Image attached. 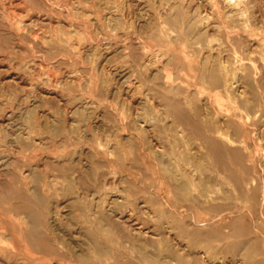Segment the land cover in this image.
<instances>
[{
	"label": "bare ground",
	"instance_id": "1",
	"mask_svg": "<svg viewBox=\"0 0 264 264\" xmlns=\"http://www.w3.org/2000/svg\"><path fill=\"white\" fill-rule=\"evenodd\" d=\"M96 1L100 11L87 12L94 15L95 22L103 21L111 26V22L127 17L126 0ZM175 1L162 3L159 15L163 19V27L159 33L156 34L155 30V34L148 36L158 38L162 43H183L181 52L172 45V56L164 49L147 50L143 42H132L129 46L124 45L128 52L125 54L126 61L123 60L121 66H114L113 71L104 73L102 87L110 91L116 84L117 89L125 95L123 103L119 104L121 112H118L109 131H104L105 135L101 134V126L93 128L76 116L90 114L94 100L88 98L71 109L64 107L61 113L40 109L41 106L30 104L25 98L26 101L20 104L26 116L21 131L14 132L12 123L0 122V136L8 140L7 144L20 155L28 150L33 154L36 151L65 148L69 144L75 146L54 158V166L59 167L61 172V181L45 168L41 169V161L49 159L45 156L40 157L39 162L23 166L28 168L17 171L16 184L11 186L10 193L17 201L16 204L12 203V210L21 216L15 223L9 216L3 219L0 224L2 240H11L17 245L29 239L50 255L65 251L72 258L89 260L91 257L88 254L78 253L72 242L62 240L52 228L58 220L70 222V217L67 216L66 220V216L63 218L65 212L63 214L61 211L59 201L60 197L71 194L72 206L80 204L83 207L81 216L87 227L95 228L92 232L86 229L85 234L81 235V244L89 245L104 264L109 262H105L107 259L102 255L111 254V251L117 252L121 259L129 258L125 263L118 259L114 264H189L188 260L190 264H264V179L257 175L258 169H264L262 0L255 2L256 8L251 14L253 21L248 12V3L220 0L228 21L225 34L224 26L215 22L214 13L200 10L197 0ZM77 3L73 2L74 14H83L85 10L81 11ZM16 24L21 29L23 21L18 19ZM113 31L116 32V28ZM72 33L69 30L51 37L36 34L35 42L49 44L56 40L60 44V47H55L56 50L61 48L60 51L78 59L85 58L102 46L95 47L93 43L82 45L81 41L70 36L75 35ZM220 36H225V41ZM140 48H144L143 53L139 52ZM254 50L260 55L261 65L254 64ZM159 60L164 61L166 66L176 65L173 72L177 75L176 82L158 83L157 79L163 71ZM178 69L189 71L192 76L188 74L187 79L194 81V84L198 83L197 79L202 84L206 83L216 97L218 108L226 105V111L209 107L202 84L195 94H184L182 81L177 82ZM128 72L132 76L122 82L123 75ZM56 82L70 83L75 87L83 83L71 76ZM37 83H33L31 90L26 89L24 96L37 93V98L43 100L59 97L54 91L40 88L38 93ZM2 85L6 88L5 83L2 82ZM195 95L198 97L195 98ZM138 96L141 98V102H138L141 108L133 106ZM10 103L14 107L13 117L17 99L9 102L0 98V107ZM88 134L96 137V140H92ZM110 167L153 170L161 189L146 190L139 185V182L145 183L146 180L139 172L140 177L127 170H110ZM153 167L158 169L154 170ZM59 184H62L61 187ZM147 185L152 188V184ZM53 198L56 202L51 208ZM142 203L148 204L147 207H143ZM125 206L128 211L124 209ZM140 212L144 217L141 225H128L132 229L130 245L117 240L112 246L109 229L114 230L119 224L126 226ZM39 215L47 216L49 232L42 234L39 230ZM189 217L191 221L188 223L186 218ZM147 223L150 225L147 226ZM176 231L179 238L176 233L174 235ZM101 235L110 242L100 244ZM125 248L129 249L128 252Z\"/></svg>",
	"mask_w": 264,
	"mask_h": 264
},
{
	"label": "rangeland",
	"instance_id": "2",
	"mask_svg": "<svg viewBox=\"0 0 264 264\" xmlns=\"http://www.w3.org/2000/svg\"><path fill=\"white\" fill-rule=\"evenodd\" d=\"M75 1L78 2L77 5L82 8L81 11L85 10L83 14L80 15L74 14L72 7H73V2ZM119 1L122 2L123 0H119ZM126 1H127V5L125 7H126V11L128 12L127 13L128 18L122 17L120 21L115 20L111 22V26H108L103 21L100 23L99 21L95 22L94 15L90 14L92 11L93 12L100 11L96 0H0V80L6 84V88H5L2 85V82L0 81V98H3V100L5 101L8 100L9 102H11L13 99H17V104H16L17 107H15L16 109L14 111L15 116L13 117L11 115L14 107L11 106V103L8 106L0 107V114L3 115V116L0 115V122L5 121V124L12 123L13 127L10 128L13 129L14 132L21 131V129L24 127L23 124L26 122V116L23 115L24 112L21 111L20 104H23V102L26 101L25 98L29 100L28 101L29 103L31 102L30 104L36 103V105H38L39 108L41 106L40 109H45L47 111L49 109L50 111L60 112V113L63 112L64 107L68 106L71 109L75 107L76 106L75 104H77L78 102H81L85 99L87 100L88 98V100L90 99L94 100L93 105L89 109L91 115L89 114L88 116H84V115L81 116L76 115V116L78 118H81L85 124L90 125L93 128L96 125L101 126L100 127L101 134L105 135L106 130L109 131L110 125L116 120L118 112L119 113L121 112L119 104L123 103L124 101L123 98H125V95L123 96L124 92L123 91L120 92L117 89L118 85L114 84L111 87L110 91H108L107 88L102 87L103 82L101 83V81L103 80V76L105 72L113 71L116 66L118 65L121 66L120 64L123 60L126 61L125 54H127L128 52L125 51L124 45L129 46L130 44H132V42L133 43L137 42L138 44L143 42L145 47H147V50L160 48L166 50L167 52H169V54L171 53L172 56H173L172 45L177 47L176 50H178V52H181V48L182 46H184L183 43H179V42L166 43L167 41L166 42L163 41L162 43L161 41H158V38L154 39L148 36L151 35V33L157 34V32L159 33L160 29H162L163 19L161 20L159 14L161 13L160 11L162 7V3L169 0H126ZM170 1L173 3L176 2L175 0H170ZM241 1L244 2L245 4L248 3L247 5L248 12L250 14L251 21H253L251 14L256 8L255 6L256 0H241ZM197 2L200 3V10L205 9L208 12L214 13L216 17L214 18L216 20L215 22H219L224 26V28L222 29H223V33L225 34L226 33L225 31L228 26V21L224 17V9L222 7L223 3H221L220 0H197ZM261 4L264 7L263 0L261 1ZM117 14L121 16L120 13ZM18 19L23 21V25L21 29H19L16 24V20ZM235 23L238 24L237 21ZM106 26H108V28L110 29H108ZM113 28H116V32L113 31ZM251 28L252 26L249 27V29ZM69 30L73 31L72 34L75 33L74 30L79 32V33H75V35H70V36H72L74 39L81 41V43H83L82 45L93 43L95 47H97L98 45H102L101 48L86 55L85 58L82 57L78 59L76 57L71 56L68 52L63 51L64 52L63 54V52L59 50L61 48L56 50L55 47H60L59 46L60 44H58V41L56 40H54L53 42L51 41V43H49L50 45L43 44L42 42H38V41L35 42L36 34L40 35V37H42L43 35L51 37L52 35L54 36L56 34H61L62 32H68ZM155 30L157 31L155 32ZM220 37L222 38V40L225 41V36H220ZM121 46L123 49L121 48ZM188 49H190V47H188ZM139 50L140 53H143L144 48H140ZM254 53H255L254 57L256 59L254 64L261 65L262 61L259 58L260 55L255 50ZM169 54H167V59L169 57ZM174 54H176V52ZM123 55L124 57H121ZM129 59L130 58L128 57V60ZM159 61L161 65L160 69L161 71L162 70L163 71L161 72L159 79H157L159 82L158 81L157 82L158 83L162 82L161 84L167 83L168 81L176 82L175 78L177 77V75L173 73L176 70V65L166 66L164 65V61L161 60ZM51 62H53V64ZM30 64H32L33 69L35 68L34 70L30 67L31 66ZM107 68H109V70ZM178 71H180L181 74L179 73L178 75L179 79L177 80V82L181 83L182 81L183 84L182 89L184 91V94H193V93L195 94V91H197V89L201 87L202 84L201 80L197 79L196 82L198 83L194 84V81H192L191 79L189 80L187 79L188 76H192L191 73H189V71L187 70L182 71L180 69H178ZM164 72H166V74ZM128 73H125V75H123L122 82L125 81L130 76H132L130 72ZM68 76L82 80L83 82L82 85L80 86L76 85L75 87L70 83L60 84L56 82L58 79L61 78L67 79ZM166 76L168 78H166ZM48 80L51 81L48 82ZM33 83H37L38 85L37 92L39 88L48 92L54 91L58 94L59 97H56L54 99L52 98V99L43 100L42 98L39 97L37 98V93H30L29 94L31 95L30 97L28 95L24 96L26 89L31 90L32 88H34ZM203 84L205 86H203ZM203 84L202 87L204 89V96H207L208 99L207 102L209 104V107H211V109L213 110L222 109V111H226L225 109L227 108L226 105L225 106L222 105V107L218 108V105L216 103V97L211 94L210 90L207 87V84L206 83ZM33 95H35L34 97L37 100L33 97ZM79 97H81V99ZM196 97H198V95H195V98ZM67 99L70 101L68 102ZM134 100L135 103L133 104V106L141 108L142 107L141 104H138V102H141L140 96L136 97ZM56 103L58 104V106ZM144 106L146 107V105H143V107ZM7 118H10V120H7ZM13 121L14 122L17 121V122L14 123ZM15 125L17 126L15 127ZM89 137L92 140H96V137H93L91 135ZM12 138L16 139L15 137H10V139ZM7 141L8 140H4L2 136H0V166H1L0 167V203H3L2 205L0 204V224L2 223L3 219L8 218V216L9 218H11V220H13L14 223L15 221L17 222L21 216L12 210L14 204H16L17 201L10 193L11 186L13 184L14 185L16 184L15 182L17 179L16 177L17 171L20 169L28 168L23 166H26V164L30 162L32 163L39 162L40 157L45 156V157H49L50 160L45 159V161H41V165H42L41 169L43 170V168H45L44 170H48L51 174H54L58 178V180L61 181L62 179L59 177L61 175L59 167L54 166L56 165L55 159L56 157H58L57 155H59L60 153L70 151L72 148L75 147L74 145L69 144L67 147L61 149L36 151L33 152V154H31L30 150H28L24 155H20L16 153L15 149L12 146L7 144ZM3 151L5 154L2 153ZM263 152H264V147H263ZM14 161L16 162L14 165L22 166V167H15L13 165ZM114 168L123 171L127 170L128 173L130 172L137 175L139 172L146 179L145 183L139 182V185H142V187H144L146 190L155 189L156 191H160L161 189L160 183L157 182V180H155L154 178V175L152 173L153 170L147 171L146 168L144 167L143 168L142 167H110V170ZM153 168L154 170L155 168L158 169V167H153ZM87 172L88 171H86L85 174H87ZM258 174L260 178L264 179L263 168L258 169L257 175ZM141 175H138V177H140ZM260 178L258 179V181L260 180ZM148 183H150V185L152 184V188H149V186L147 185ZM61 185L62 184H59L60 187ZM70 197H73V195L70 194L69 196L63 198L60 197L61 199L59 201V207L61 208V211L63 212V214L64 212L66 214L63 215V218L66 216L65 217L66 220L67 216L68 218L70 217L69 218L70 222L68 221L62 222L58 220L55 223L54 227L52 228L53 230L56 231L57 234H59L62 240H64L65 242L67 240L72 242V244L75 245L74 248L78 253L83 252L85 254H88L91 257L89 260L81 261L79 259L72 258L70 255L66 254L65 251L59 253V255H50L49 253L42 250L40 248L41 246L38 243L36 242L32 243L29 241V239H25L24 241H22V243L20 242L19 244L16 245L11 240L5 241L0 238V260H1L0 264H4V263L34 264V262H37V264H104V261L99 260L100 257L89 245L81 244L83 240L82 234H85L86 229L88 228L87 231L92 232L95 230V228L91 226L87 227V224L84 222V219L81 216L83 207L82 206L80 207V204H78V206L73 207L72 206L73 201ZM54 201L56 202V199L54 198L50 201V205L51 203H53L51 205V208H54L55 206ZM147 205L148 204L142 203L143 207H147ZM125 208L126 206L124 207V209ZM126 210L128 211L127 208ZM39 217L41 221L40 226H38L39 230H41L42 234L49 232L47 227V222H48L47 216L43 217L42 215H39ZM142 220H144V217L142 216L141 212L139 213V215L138 213H136L135 216L131 218V220L128 222L126 226L119 224L116 226V229L114 230L109 229L108 232L110 233L109 238L113 240L112 246L115 245V242H117V240L122 242L123 244L130 245L129 241H130L132 229L128 227V225L133 224L134 227H139L142 223L141 222ZM186 221L189 223L191 221L190 217L186 218ZM149 225L150 224L147 223V226ZM69 230H71L72 232L69 233L70 232ZM127 230L129 231L130 234L128 233ZM72 233L77 239L72 235ZM117 233H119L120 236ZM175 233L179 238L177 231L174 232V235ZM65 235L67 236V238ZM101 237L102 239L101 238L99 239L100 244L104 245L106 243L105 241L110 242V239L106 240L105 236L101 235ZM25 244L27 245L28 248H26ZM80 244L82 246H80ZM125 250L128 252L129 249L125 248ZM110 253L111 254L108 255H102L103 258L107 259V261L105 262H109L108 264H114L118 259H121L119 258L117 252L111 251ZM61 254H63L64 256H62ZM31 259H33V261ZM121 260L124 261L125 263L129 261V258H122ZM187 262L190 264L189 260Z\"/></svg>",
	"mask_w": 264,
	"mask_h": 264
}]
</instances>
